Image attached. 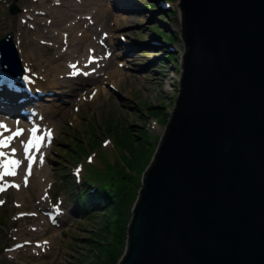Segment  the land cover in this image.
<instances>
[{"label":"rangeland","instance_id":"1","mask_svg":"<svg viewBox=\"0 0 264 264\" xmlns=\"http://www.w3.org/2000/svg\"><path fill=\"white\" fill-rule=\"evenodd\" d=\"M162 1L0 0V38L12 31L24 74L37 78L41 70L57 62L64 64L55 75L59 85L50 90L40 89L42 94L32 101L36 111L33 117L43 110L49 114L40 115L45 123L39 124L36 133L37 136L43 135L44 141L39 150L32 148L29 152L35 151L33 174L28 176L25 187L22 179L21 188L8 187L0 192V201L4 202L0 204V264H89L92 260L88 252L90 237L92 234L96 236V230L101 227L106 208L87 200L90 192L85 193L84 199L77 197L80 194L76 188H81L84 182L98 189L126 185L122 216L129 214V203L136 193L138 195L142 175L176 106L182 70L180 62L186 50L181 36V0H165L167 6H163ZM11 5L16 7L14 12ZM100 9H105L106 18L97 17L96 12ZM80 17L82 21L87 20L85 25H76L73 32L63 30L75 24ZM88 22L91 27L86 25ZM57 31L67 34L68 38L76 34L88 35L89 40H86L83 49L77 42L70 48L67 37L64 42H57L48 35ZM162 31L178 34L174 40L167 42ZM28 39L38 56L36 68L30 67L24 60L22 49ZM91 40L101 42L91 46ZM98 46L103 49L96 50ZM68 49L71 50L67 53ZM90 53L93 56H89ZM168 53L173 56L171 59L165 57ZM92 57H98L99 61L94 62L106 66L110 62L104 57L112 60L110 68L103 67L101 72H96L99 79L93 81L86 78L97 68L90 73L88 69L94 63L90 67L85 64L87 58L90 60ZM73 61H79L76 68L81 75L77 77L71 76L70 63ZM116 65L123 72L119 86L112 85L103 73ZM40 77L44 78V75ZM20 85L18 91L8 90L6 85L0 88V106L10 108L23 97L25 87ZM24 108L31 109L30 106ZM8 115L13 114L0 110V116L7 123H12V127H7L10 131H4V136L11 135L18 128L25 129L22 136L14 138L10 146L3 149L9 156L22 161L17 172L22 176L29 161L25 158L21 141L33 136L28 129L33 119ZM46 129L55 135L50 142L46 139ZM85 145L88 149L80 150ZM11 148L17 149L14 156ZM41 155L44 157L43 164L39 162ZM79 166L81 170L76 169ZM75 170L79 171V177L75 175ZM14 178L16 175H6L0 183ZM51 211L56 213L54 219L51 218ZM34 227L36 229L32 230ZM28 237L34 239L26 245V241L22 240Z\"/></svg>","mask_w":264,"mask_h":264},{"label":"water","instance_id":"2","mask_svg":"<svg viewBox=\"0 0 264 264\" xmlns=\"http://www.w3.org/2000/svg\"><path fill=\"white\" fill-rule=\"evenodd\" d=\"M179 6V94L116 264H264V0ZM12 34L0 64L21 74Z\"/></svg>","mask_w":264,"mask_h":264},{"label":"trees","instance_id":"3","mask_svg":"<svg viewBox=\"0 0 264 264\" xmlns=\"http://www.w3.org/2000/svg\"><path fill=\"white\" fill-rule=\"evenodd\" d=\"M168 14L172 13L169 12ZM162 32L166 34L167 42L174 40L178 34L177 32ZM165 57L171 59L173 56L168 53ZM94 140L98 141V137L95 134ZM87 149L85 145L81 146L80 150L86 151ZM154 153L155 151L153 150L152 154ZM151 159L152 157H150L149 163ZM121 177L123 178V175ZM125 186L118 185L112 189H98L84 182L81 188H76V191L80 194L77 196L78 198L84 199L85 193L90 192V197L87 196L86 199L92 201L93 204L106 208V213H103L101 227L96 230V236L92 234L90 237L88 252L91 253L92 260L89 261V264H116L124 253L127 244L128 224L132 216V207L137 197L136 193L129 203V214L126 217L122 216V207L126 203Z\"/></svg>","mask_w":264,"mask_h":264},{"label":"bare ground","instance_id":"4","mask_svg":"<svg viewBox=\"0 0 264 264\" xmlns=\"http://www.w3.org/2000/svg\"><path fill=\"white\" fill-rule=\"evenodd\" d=\"M40 1V0H39ZM44 2V1H43ZM87 2V1H86ZM45 4V3H44ZM43 4V5H44ZM75 6H79V3H75L74 4ZM122 5V4H121ZM125 5V4H124ZM126 6V5H125ZM127 6H130V5H128L127 4ZM28 11H29V9H27ZM101 10V9H100ZM99 10V12H96V15H97V13H98V15H97V17H100V16H102V18H106L108 15L106 14V11H105V9H102L101 11ZM58 12V11H57ZM60 12V11H59ZM54 13H56L55 11H54ZM53 14V13H52ZM95 14V13H94ZM54 16V15H53ZM81 18L82 17H80L76 22H75V24H70L69 26H67V27H64L63 28V30L64 31H67V30H71V32H73V29H75L76 30V25H79L80 23L81 24H84V22L85 21H87V20H85V21H82L81 20ZM82 21V22H81ZM54 24V23H53ZM85 25V24H84ZM88 27H91V25H90V23L88 22L87 24H86ZM98 28V27H97ZM77 29H78V27H77ZM75 30H74V32H75ZM104 31V30H103ZM103 33V32H102ZM21 35V34H20ZM49 36H51L52 38H54L53 40H56L57 42H59L60 40H64V38L65 37H67L68 38V35L67 34H64V33H61L60 34V32L59 31H57V32H55L54 34H51V33H49L48 34ZM84 37H85V40H84ZM42 38V37H41ZM48 38V37H47ZM46 38V39H47ZM50 38V37H49ZM48 38V39H49ZM51 38V39H52ZM68 39H70L69 41H70V48H72V47H74V44H76V42L79 44V43H81V49H83L82 47H83V45H84V43L85 42H87L86 40L88 39V35H81V36H79V35H75V36H73V37H70V38H68ZM100 39V38H99ZM78 40V41H77ZM89 40V39H88ZM101 41H102V39H101ZM100 41V42H101ZM64 42V41H63ZM99 41H96V40H91L90 41V44H91V46H93L94 44H96V43H98ZM99 42V43H100ZM87 45H89V43L87 44ZM4 47V46H3ZM23 48V47H22ZM77 48H79V47H77ZM77 48H76V50H77ZM35 49H37V48H35ZM97 49H99L100 51L103 49L102 47H100V46H98L97 48H96V50ZM23 51H24V60H27V63L26 64H29L30 65V67H33V68H36V58L38 57V56H36L35 55V52L33 51V49H32V46L31 45H29V39L25 42V44H24V48L22 49ZM69 50H71V49H68L66 52L68 53L69 52ZM76 50L74 49L73 51H75L76 52ZM90 52V51H89ZM64 54H66V53H64ZM64 54H62V55H64ZM61 55V56H62ZM90 55H93V54H89V56ZM0 56H3L2 55V53L0 54ZM20 56V55H19ZM65 56H67V54L65 55ZM108 57V56H107ZM44 58V57H43ZM104 59L106 60V61H108L109 60V64H108V66H106L105 64H102L101 62L98 64V63H94V65H93V68H94V66H96V71L94 72V74H92V75H89L90 77H88V78H86V76H85V78L87 79V80H91V81H93V80H97V79H99L97 76H96V72H101L102 70H103V67H109L110 68V64L112 63V60H111V58L110 59H106L105 57H104ZM104 59H103V61H104ZM74 62V61H73ZM72 63V62H71ZM70 63V64H71ZM63 63H60V62H57V63H55L53 66H50V67H48L46 70H41L40 71V74H39V76L37 77V78H34L33 77V79H34V81L30 84V82H29V87H32L33 89L34 88H39V89H45V90H50V89H52L53 88V86H55V85H57L58 83H60V81L58 80V78H56L55 77V75L56 74H58L57 73V71L59 70L60 71V68H62L63 67ZM83 65H85V64H83ZM105 65V66H104ZM66 66V65H65ZM2 67L5 69L4 70V72H0V79H2L3 80V83H8V82H10L11 83V86H16V85H19L20 84V82L19 81H17L16 79H15V77L14 76H11V75H9L12 71V68H10V66H8V65H2ZM66 67H68V66H66ZM65 67V68H66ZM69 68V67H68ZM65 70H67V69H65ZM70 70V69H69ZM86 70V69H85ZM64 71V70H63ZM34 72H35V70H34ZM55 72V73H54ZM67 72V71H66ZM65 73V72H64ZM104 74H105V77H107L108 79H110V81H111V83H112V85H114V86H119L120 85V82H122V80H123V78L121 77L122 76V74H123V72H122V69H120L119 68V66L118 65H116L115 66V68L114 69H112V67H111V69H108V70H106V71H104L103 72ZM54 74V75H53ZM42 75H44V78L42 77H40V76H42ZM29 76H33L32 74H29ZM51 76H53V77H51ZM58 76V75H57ZM70 80V79H69ZM170 83H172V81H170ZM59 85V84H58ZM3 86L4 85H2V87H0V88H3ZM98 92V91H97ZM52 94H54L53 92H52ZM98 94V93H97ZM22 98H19L17 101L18 102H16V103H14L12 106H10V108H5V107H2V106H0V110H2V111H4V112H7V113H9V114H15V112L18 110H20L21 108H24L25 106H27V104L29 103V102H32V101H34L33 99L31 100L28 96H26L24 93H22ZM46 99H54V98H52V97H47ZM55 111V110H54ZM53 112V111H52ZM52 112H50V113H52ZM48 115L49 116V114H48V112L46 113V111H40L39 113H37V116L35 117V118H33V120L31 121L32 122V125H34V124H42L43 123V125H44V123L45 122H42V116H40V115ZM33 117V116H32ZM38 117V118H37ZM43 118H44V116H43ZM46 118V117H45ZM44 120V119H43ZM46 120V119H45ZM0 123H3L4 125H6L7 127H12V123H7L6 122V119L4 118V117H1L0 116ZM51 124V123H50ZM50 124L48 125L49 127H50ZM42 125V126H43ZM53 125V124H52ZM40 126V125H39ZM47 127V126H46ZM28 129H30V128H28ZM28 129H27V131H28ZM29 132L30 133H32L31 132V130H29ZM34 151V150H33ZM35 152V151H34ZM33 152V153H34ZM32 153V155H34ZM29 155H31L30 153H29ZM41 164V163H40ZM20 166H22V164L20 165ZM20 170H22L21 169V167H20ZM25 170V169H24ZM17 172H19L18 171V167H17ZM21 172V171H20ZM33 174V173H32ZM31 174V175H32ZM21 176V174H17L16 175V184H20V180H21V182H22V179H24V176H25V173H23L22 172V176ZM40 180H42V178H40ZM44 183V182H43ZM41 184L42 183H40V186H41ZM21 185H22V183H21ZM24 187H25V185H24ZM20 188H21V186H20ZM24 190V189H23ZM22 190V191H23ZM25 191V190H24ZM21 198H22V200H24V196L23 195H21ZM27 200V199H26ZM25 201V200H24ZM34 215H36V213L34 214ZM37 217V216H36ZM44 226V225H43ZM42 226V227H43ZM33 227V226H32ZM37 227V226H36ZM36 227H34L32 230H35L36 229ZM28 228V227H27ZM26 228V229H27ZM38 230H39V228H38ZM43 230V229H42ZM40 231V230H39ZM34 232V231H33ZM41 232V231H40ZM21 239V238H20ZM23 239V238H22ZM21 239V240H22ZM34 238L33 237H28L27 239H23L22 241H26L25 243H26V245L27 244H30L31 242H32V240H33ZM42 240V239H41ZM53 240V239H52ZM52 240H50V241H52ZM34 242V241H33ZM38 242V241H37ZM44 242V241H43ZM42 242V243H43ZM36 246V245H35ZM38 247V246H37ZM40 247H41V245H40Z\"/></svg>","mask_w":264,"mask_h":264},{"label":"snow or ice","instance_id":"5","mask_svg":"<svg viewBox=\"0 0 264 264\" xmlns=\"http://www.w3.org/2000/svg\"><path fill=\"white\" fill-rule=\"evenodd\" d=\"M72 67L75 68L76 66L72 65ZM4 131H10V129H8L7 126L4 125L3 123H0V158L6 157L8 155V153H6L3 149L8 148L14 138L22 136L23 133L25 132V129L18 128V129H16L15 132H12V134L9 135V136H4ZM37 131H38L37 128H35V127L32 128L31 132H32L33 136L30 137L27 141H21V143L24 145L25 158L29 161V163L27 165V171H26L25 176H24V184H25V186L28 183V176L31 175L33 163L36 160V157L34 155H28V153L30 152V150L32 148H36L37 150H39V147H40L41 143L45 139V137L43 135L37 136L36 135ZM51 135H52L51 130H48L47 136H48L49 142H50V139H51ZM16 152H17L16 148H11V153L13 154V156L15 155ZM39 162L41 164L44 163L43 155H41L39 157ZM21 163H22V161L20 159H18V158H12V159H7V160L0 159V181H3L4 177L6 175L7 176H15V175H17V172L15 171V169L17 167H19V165ZM6 187L19 188L20 185L19 184H15V183L7 184V182L0 183V192L5 191ZM2 203H4V202L0 201V204H2ZM44 243L47 244V241H45ZM17 247H20V245H17Z\"/></svg>","mask_w":264,"mask_h":264}]
</instances>
